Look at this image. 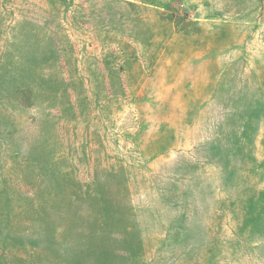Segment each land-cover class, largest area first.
<instances>
[{
  "label": "rangeland",
  "instance_id": "374dc122",
  "mask_svg": "<svg viewBox=\"0 0 264 264\" xmlns=\"http://www.w3.org/2000/svg\"><path fill=\"white\" fill-rule=\"evenodd\" d=\"M0 264H264V0H0Z\"/></svg>",
  "mask_w": 264,
  "mask_h": 264
}]
</instances>
